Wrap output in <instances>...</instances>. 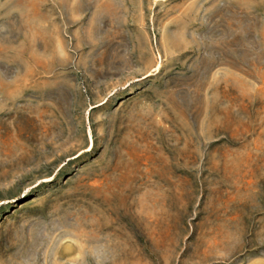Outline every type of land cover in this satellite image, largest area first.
Wrapping results in <instances>:
<instances>
[{"label": "rangeland", "instance_id": "374dc122", "mask_svg": "<svg viewBox=\"0 0 264 264\" xmlns=\"http://www.w3.org/2000/svg\"><path fill=\"white\" fill-rule=\"evenodd\" d=\"M0 264H264V0H0Z\"/></svg>", "mask_w": 264, "mask_h": 264}]
</instances>
